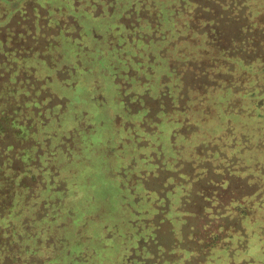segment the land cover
I'll list each match as a JSON object with an SVG mask.
<instances>
[{"label":"rangeland","instance_id":"rangeland-1","mask_svg":"<svg viewBox=\"0 0 264 264\" xmlns=\"http://www.w3.org/2000/svg\"><path fill=\"white\" fill-rule=\"evenodd\" d=\"M14 2L0 0L2 256L13 254L16 249L18 258L28 257L37 264L44 261V257H33L35 250L52 258L59 257L60 242L70 240L67 232L76 230L78 234L90 230L88 221L93 220L94 214L77 200H84L83 203L94 200L95 203L107 198L108 204L115 202L113 205L117 206L123 201L114 200L119 193L125 197L123 205L127 204L125 200L133 199L140 208V191H129L128 187L140 186V159L152 161L150 156H160L156 159L163 167L171 161L168 158L176 154L181 158L174 165L177 173L160 169L156 177L164 179L157 180V184L151 175L148 186L165 189L164 183L173 186L180 178L189 202V228L194 227L198 234L213 235L223 227L227 230L234 226L243 243L249 244L256 234L261 241L258 244L264 246V114L261 117L262 112H258V120H255L254 114L248 111L251 109L249 101L240 102L232 94L227 96L231 104L241 103V115L240 118L231 116L234 120L225 125L236 126L250 143L240 160L235 161V170L241 172L238 175L229 168L231 160L224 149L213 145L221 131L216 113L210 112L207 117L214 128L186 130L184 123L175 127V119L184 118L192 104L190 88L199 92L206 88V92L216 82L200 76L210 63L184 62L188 61L184 46L178 47L180 57L174 61V57L168 58V50L173 49L169 46L171 41L156 48V43H135L138 36L146 38L150 33L145 27L140 31V27L145 25V18L148 22L151 20L148 16L154 9L151 2ZM251 7L248 5L240 12L235 10L234 14L221 12L206 16L215 21L210 26L215 28L218 38L228 42L225 47L228 55L247 54L255 39L260 41L264 36V26L257 25L254 29L251 24L255 20L251 14L254 7ZM261 17L260 23H264V15ZM160 32L163 34V30ZM232 40L246 41L247 46H238ZM117 44L122 45L117 47ZM191 49L195 60L197 48ZM157 50L160 51L156 54ZM258 52L264 53L259 48ZM188 67L192 72L186 74ZM170 70L176 71L179 84L169 77ZM196 71H199L198 76ZM236 81L250 89L248 79L237 78ZM219 96H211L212 104L218 102ZM196 97L205 100L208 96L197 94ZM216 150L220 157L212 156ZM157 168L155 166L153 172ZM128 170L133 176L132 173L126 175ZM124 174L123 179L115 178ZM110 176H115L117 182ZM119 186L125 187L118 189ZM120 195L117 197L122 198ZM174 198L171 193L170 199ZM236 204L241 207L232 217L233 213L229 212ZM183 209L178 207V210ZM116 213L108 223L101 225L102 230H119L116 219L120 212ZM161 227L171 231L167 223ZM133 248L129 247L127 255L118 254L114 261L108 259L107 262V258H112L108 254L103 259L89 257L87 263L117 264L128 256L140 260L134 256ZM6 249L9 251H3ZM224 254L210 253L212 257L217 255L214 257L219 264H234V258H226ZM260 258V264H264V254ZM55 263L65 262L59 257Z\"/></svg>","mask_w":264,"mask_h":264},{"label":"trees","instance_id":"trees-1","mask_svg":"<svg viewBox=\"0 0 264 264\" xmlns=\"http://www.w3.org/2000/svg\"><path fill=\"white\" fill-rule=\"evenodd\" d=\"M3 1L6 3L7 0ZM144 1L151 2V5H153L154 9L152 8V10H150L148 13V16L151 20L148 22V20L145 18V25L141 24L140 31L147 28L150 33L146 38L145 36H138L135 43L142 45L156 43V45L154 44V47L156 48L162 46L163 44L166 45L167 42L169 43L171 41L169 46H173V49L172 51L170 49L168 50V58L174 57V61L180 57V54H178L177 50L178 47L181 48L184 46V56L187 57L188 60L184 62L188 63L198 61L200 63H204V65H208L210 63L208 67L205 66L203 68L207 70L206 72L204 70L200 76L202 78L206 77L210 80L212 78L213 81L216 82V85L210 86L209 90L206 91L207 93L205 92L206 88L201 92H199L198 89L192 87L190 88V93L193 95V97H191L192 104L190 108L186 110L184 118L182 117L175 119L173 123L174 126L177 127L178 125H182V123H184L188 128H186V130H190L192 127L197 129H211L214 127L209 121H207V117H209L210 112H214L213 114L216 113V116L219 117L217 118L221 123V131L218 135V138H215V144L213 145L224 149V154L227 155L231 160V162H229V166L231 167L229 168H231L233 173L235 172L236 175L240 174V171L235 170L237 164L235 161L243 156V153L247 150V147H249L250 143L244 139L245 135L242 134V131L238 130L236 126L231 127L230 125H225V122L234 120L233 117L235 116L240 118L239 115H241V103L240 105L239 103L237 105L231 104L232 101H230L227 96L229 97L232 94L233 96H236V99H239L240 102L243 99L249 101L248 106H250L251 109L248 111L254 114L255 120H258V112H262L261 117L264 114V80L262 79L264 77V53L258 52V48L264 52V36L261 37L260 41L255 39L256 43L254 42V45L252 44L249 47L250 51H248L247 54L244 52L245 55H228V51L225 50L228 42L218 38L215 28L211 27V23H214L215 21L213 20L212 22V18H207L206 16L215 14L218 15L221 12L234 14L235 10L240 12L242 8L249 5L254 7V11L251 13L254 15L255 19L251 23L253 28L255 29L257 25L263 27L264 23L260 22L262 18L261 15H264V0ZM9 2L8 5L11 6ZM14 3H16V0ZM137 13H139L138 10ZM246 29L248 30V28ZM162 30L165 36L160 32ZM167 33L170 34L166 35ZM232 41V43L235 42L234 40ZM157 42L159 43L157 44ZM245 42L246 41L238 40L235 43L238 46H247V43L245 44ZM120 43H122V41H120ZM102 45L105 44L102 43ZM120 45L122 44H117V47ZM112 47L115 48L114 45ZM191 48H197L196 61L193 60ZM159 51L160 50H157L156 54ZM159 56L162 57V55ZM188 68H186L184 71L186 74L188 71L192 72L191 67ZM174 71L175 70L169 71V77H171L172 80H175L173 83L176 82L179 84V76H177L176 71ZM198 74L199 71H196L195 75L198 76ZM182 77L183 76L181 75V78ZM237 78L248 79L250 89H246L245 86H241L239 83H237ZM226 79H228V81ZM197 94H204L208 97L205 98V100L203 97L200 99V97H196ZM214 94L220 95L216 104H212L213 102H211V96ZM212 101L214 100L212 99ZM140 105L143 106L141 102ZM189 113L190 117H188ZM191 114H193L192 119ZM154 123L157 124V122H153V124ZM211 141L214 142L212 139ZM96 142L99 143L100 140H97ZM211 153L214 152L211 151ZM216 155L220 157V152L217 150L215 151V154H212V156L215 157ZM150 157H152V161L140 159V186H128L129 191H140V208H138V205H136L135 201L133 202V199L125 200L127 204L126 206L123 205L125 197L119 193L116 194L114 200H117L118 198V200L123 201L122 203H116L117 206L113 205L115 202L113 204H108L109 202L107 201V198L101 200V202L95 201V203L94 200L93 202L90 200L91 198H89L90 201L85 203H83L84 200H77L79 202L82 201L80 203L82 205L84 204L87 210L94 214L92 215L93 220L89 218L88 221V229L90 230H82L78 234H76V230L74 233L67 232L66 235L70 240L66 242H60L59 252L57 254L60 255L59 257L61 259H64L65 263L62 264H88L87 261L89 257H95V259L98 257L99 259H103V257L108 256V254H111L112 258H107V262L108 259H113L114 261L117 259L118 254L127 255L129 253V247L131 246L132 248L134 247L132 251L135 250L134 256L140 257V260L135 261L134 258L129 259L131 256H128L124 262L120 261L121 263L118 262L117 264H219V261H217L218 258L215 257L220 253H225L226 255H224L226 258H234V264H241L238 263L240 261L242 264H260V256L264 254V246L258 244L261 243V241L257 240L256 234L253 235V238L248 244L247 242L243 243V238L234 226L227 230H225V227H223L213 235H210L209 232L198 234V232L193 230L194 227L189 228L187 226L188 217L190 216V212L187 210L189 202L187 201V195L184 192L185 186L183 180L180 178L177 179L178 183L176 184V182H173V186H169L170 183H164L165 189L163 188L157 190L156 186H148V178H150L151 175L156 183L157 180L160 181L162 176L160 179L156 177L157 171L160 172V169L161 171H164L165 169V171H168L169 173H177V168L174 165L176 162H179L181 159L179 158L180 156L176 154L174 157H172L173 159L168 158V160L170 159L171 161H169L168 164L164 163L163 167L159 165L158 159H156L160 158V156L155 158L154 155H152ZM155 166L158 168L153 172ZM128 173L132 172L128 170L126 171V175ZM114 177L115 176H110V179L117 182L115 178L123 179L125 174L124 176L118 175L117 177ZM225 182H227V180ZM126 185L128 184L126 183ZM120 187L123 188L125 186H119L118 189H121ZM171 193L173 197H175L172 200L170 199ZM119 195L122 196V198L117 197ZM182 197H185V199H182ZM235 203L236 200L233 201L232 204ZM233 206L234 210L229 212L230 214L233 213L232 217H234L236 212H239L241 204H236ZM178 207L184 209L178 210ZM116 211L120 212V216L118 219H116L119 230H115L116 232L112 230H102L101 225L103 223H108L110 221V217H115L117 214ZM131 211L133 212L131 213ZM105 212H108L109 214L105 215ZM1 217L2 215L0 214V218ZM98 223L100 226H98ZM164 223L170 225V232H167L163 227H161V225ZM234 224H236V222ZM97 228L101 231H98ZM120 228L124 230H121ZM119 243L120 246H117ZM3 251L8 252L9 249ZM17 251L18 250L15 249L13 254H4L2 256L0 250V264H37V262L33 263L31 260H29L28 257L18 258ZM211 252L217 255H213L212 257V255H210ZM32 254L33 257L43 255L44 261L40 260L41 263L39 264H56L55 262L59 258L58 256H53L52 258V255L50 254L44 255V253H40L39 250L33 251ZM168 258H171L172 261H169Z\"/></svg>","mask_w":264,"mask_h":264}]
</instances>
